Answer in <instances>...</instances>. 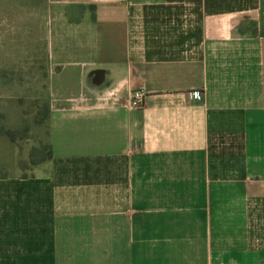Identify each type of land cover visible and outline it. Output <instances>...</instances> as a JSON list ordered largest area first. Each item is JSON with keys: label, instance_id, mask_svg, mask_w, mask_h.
Instances as JSON below:
<instances>
[{"label": "crops", "instance_id": "0c3cea01", "mask_svg": "<svg viewBox=\"0 0 264 264\" xmlns=\"http://www.w3.org/2000/svg\"><path fill=\"white\" fill-rule=\"evenodd\" d=\"M24 13L50 158L0 176V264H264V0H0V36Z\"/></svg>", "mask_w": 264, "mask_h": 264}, {"label": "rangeland", "instance_id": "374dc122", "mask_svg": "<svg viewBox=\"0 0 264 264\" xmlns=\"http://www.w3.org/2000/svg\"><path fill=\"white\" fill-rule=\"evenodd\" d=\"M48 23L24 13L21 28L0 36V176H29L47 157L49 78L56 70Z\"/></svg>", "mask_w": 264, "mask_h": 264}, {"label": "built area", "instance_id": "2783aa9c", "mask_svg": "<svg viewBox=\"0 0 264 264\" xmlns=\"http://www.w3.org/2000/svg\"><path fill=\"white\" fill-rule=\"evenodd\" d=\"M125 103L132 109L142 108L144 106V93H143V91L140 89L132 91L126 97Z\"/></svg>", "mask_w": 264, "mask_h": 264}, {"label": "trees", "instance_id": "16d2710c", "mask_svg": "<svg viewBox=\"0 0 264 264\" xmlns=\"http://www.w3.org/2000/svg\"><path fill=\"white\" fill-rule=\"evenodd\" d=\"M47 157H46V159L45 160H47V159H49L50 158V149H49V146L47 147ZM35 164H37V163H35Z\"/></svg>", "mask_w": 264, "mask_h": 264}]
</instances>
